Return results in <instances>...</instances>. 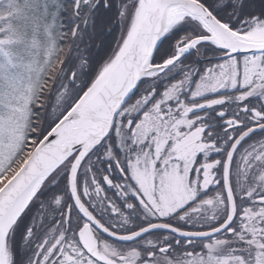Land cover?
<instances>
[{"label":"snow or ice","instance_id":"6c2138e0","mask_svg":"<svg viewBox=\"0 0 264 264\" xmlns=\"http://www.w3.org/2000/svg\"><path fill=\"white\" fill-rule=\"evenodd\" d=\"M0 264H264V0H0Z\"/></svg>","mask_w":264,"mask_h":264},{"label":"trees","instance_id":"16d2710c","mask_svg":"<svg viewBox=\"0 0 264 264\" xmlns=\"http://www.w3.org/2000/svg\"><path fill=\"white\" fill-rule=\"evenodd\" d=\"M118 35V28H114L112 33L108 34V35H105L103 37V40H104V43H105V50L107 49V46L110 45V44H113L114 45V38ZM99 43V41H98ZM105 52L102 51L101 52V55H104ZM136 97H134L133 99H135Z\"/></svg>","mask_w":264,"mask_h":264},{"label":"flooded vegetation","instance_id":"af4514ba","mask_svg":"<svg viewBox=\"0 0 264 264\" xmlns=\"http://www.w3.org/2000/svg\"><path fill=\"white\" fill-rule=\"evenodd\" d=\"M108 195H110V196H111V195H112V193L109 191V192H108Z\"/></svg>","mask_w":264,"mask_h":264}]
</instances>
